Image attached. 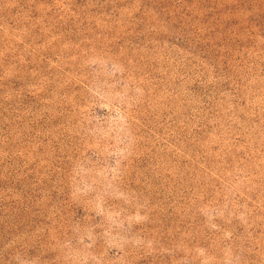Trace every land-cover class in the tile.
Masks as SVG:
<instances>
[{
    "label": "rangeland",
    "instance_id": "1",
    "mask_svg": "<svg viewBox=\"0 0 264 264\" xmlns=\"http://www.w3.org/2000/svg\"><path fill=\"white\" fill-rule=\"evenodd\" d=\"M0 264H264V0H0Z\"/></svg>",
    "mask_w": 264,
    "mask_h": 264
}]
</instances>
